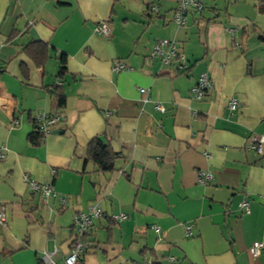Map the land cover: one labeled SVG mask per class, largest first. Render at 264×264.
Listing matches in <instances>:
<instances>
[{
  "label": "crops",
  "instance_id": "crops-1",
  "mask_svg": "<svg viewBox=\"0 0 264 264\" xmlns=\"http://www.w3.org/2000/svg\"><path fill=\"white\" fill-rule=\"evenodd\" d=\"M201 1L202 12L190 8L177 26L178 0H0V264H38L53 248L61 261L74 214L95 202L102 214L84 264H264V247L257 257L248 252L264 245V144L261 154L248 147L250 135L264 136V0ZM100 20L108 36L92 31ZM161 38L181 44L185 73L149 57ZM34 40L46 46L41 65L24 49ZM116 61L130 69L113 71ZM201 72L213 87L194 100ZM54 84L65 95L61 108ZM233 96L239 104L230 111ZM40 112L59 113L62 132L33 144ZM95 136L121 154L112 171L88 162L83 172ZM202 169L212 173L205 184ZM24 176L50 182L66 202L43 199ZM120 213L126 218L112 222Z\"/></svg>",
  "mask_w": 264,
  "mask_h": 264
},
{
  "label": "built area",
  "instance_id": "built-area-1",
  "mask_svg": "<svg viewBox=\"0 0 264 264\" xmlns=\"http://www.w3.org/2000/svg\"><path fill=\"white\" fill-rule=\"evenodd\" d=\"M190 8L200 11L202 9L201 0H178V5L173 12L172 20L177 26H184L186 22V16ZM151 11L156 13L157 7L151 6ZM233 31L231 28L228 29ZM92 31L97 35L108 36L109 28L106 20H100L95 23ZM149 57L158 60L161 67L174 72H184L187 69V63L185 55L182 51L181 44L175 39L161 38L156 40L150 49ZM113 71L120 72L129 70L130 67L126 66L121 61L114 62L112 66ZM212 81L207 72H201L197 76L194 85L190 89V96L194 100H201L212 89ZM139 92L146 94L145 88H139ZM147 100V98H145ZM239 101L237 97L233 96L228 101V109L230 111L236 110ZM160 111H164L163 106L160 104L155 105ZM17 123V119L13 120ZM61 117L59 113H45L40 112L33 117V131L39 132L43 136L52 133L60 124ZM248 147L254 149L257 154L263 152L264 136L252 134L248 138ZM6 155V148L0 146V160ZM198 182L205 184L212 180V173L207 170H199ZM27 182L28 187L33 192H38L43 199H47L49 196L57 198L60 204L66 202L65 196H56L55 191L50 182H36L27 176L23 177ZM239 207L242 212L249 213V203L246 199H243L239 203ZM102 214L99 202H95L87 207L84 211H78L72 218V237L69 243V250L61 261L53 260V254L56 252V248L52 250H43L41 254L42 264H84L83 256L89 248L90 242L87 239L90 230L93 225L94 219H97ZM126 218L125 214H114L111 216V220L114 223H118ZM4 222L3 207H0V224ZM157 229V228H156ZM185 235H191V227L185 226ZM264 245L261 241L253 242L248 252L251 257H257L260 255ZM168 261L175 262L173 256H169ZM133 264H152L151 261L146 262H133Z\"/></svg>",
  "mask_w": 264,
  "mask_h": 264
},
{
  "label": "trees",
  "instance_id": "trees-1",
  "mask_svg": "<svg viewBox=\"0 0 264 264\" xmlns=\"http://www.w3.org/2000/svg\"><path fill=\"white\" fill-rule=\"evenodd\" d=\"M117 1H119V0H113V2H117ZM151 6H153V5L147 4V10L151 11ZM203 8H204V5L202 3V9L200 11H196L195 9L194 10L198 13H201ZM259 10L262 11L263 8H260ZM45 48H46V46L44 45L43 42L38 41V40H34V41L29 42L25 46L24 49L28 53L32 54L35 57V59H37L36 60V61H38L37 63L41 65L43 63V60L46 57V56L42 57V50H44ZM187 68H188V65H187ZM21 69H22L24 75H26L25 67L22 66ZM65 69H66L65 57L62 55V56H60V68H59L58 77H61L63 75ZM186 70L184 72H176V74L185 73ZM51 93H52L54 102L56 104V108L63 107V105L65 104V95H64L62 89L60 88V86L57 84H54L52 87ZM43 137L44 136L39 132L32 131L29 134V140L33 144L41 143L43 140ZM120 156H121L120 152L118 150H115L112 147L110 140L108 138H106V137L102 138L101 136H95L87 143L83 172H84L85 166L87 165L88 162H92V164L94 165V171H96V172L104 173V172L112 171L113 167H114L115 160L118 159ZM93 224H94V221H93ZM91 231L92 230H90V233H91ZM90 233H89V235H90ZM87 239L89 240L88 237H87ZM89 242H90V245H89V248L87 249V251L85 252V254L93 247L92 242L90 240H89ZM38 264H41V261L38 262Z\"/></svg>",
  "mask_w": 264,
  "mask_h": 264
},
{
  "label": "water",
  "instance_id": "water-1",
  "mask_svg": "<svg viewBox=\"0 0 264 264\" xmlns=\"http://www.w3.org/2000/svg\"><path fill=\"white\" fill-rule=\"evenodd\" d=\"M62 131L61 130H54L53 131V133H57V134H59V133H61Z\"/></svg>",
  "mask_w": 264,
  "mask_h": 264
}]
</instances>
